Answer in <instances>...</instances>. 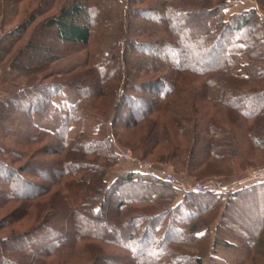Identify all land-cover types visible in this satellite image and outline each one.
Segmentation results:
<instances>
[{
	"label": "trees",
	"instance_id": "1",
	"mask_svg": "<svg viewBox=\"0 0 264 264\" xmlns=\"http://www.w3.org/2000/svg\"><path fill=\"white\" fill-rule=\"evenodd\" d=\"M51 1L48 0L46 5L50 6ZM253 1L255 6L230 13L226 18L225 10L233 4L230 0H100L99 6L93 4L95 0L93 3L91 0H71L69 5L60 7L55 15L42 23L41 30H52L54 41L68 46H89L99 27H110L115 45L122 48L120 56L125 60L122 63L125 68L119 70L122 82H118L116 88L107 87L110 91L115 89L108 114L111 119L107 121L110 133L103 135L101 131H95L87 141H82L81 137L69 139L66 121L93 112L88 106L93 107V103L103 96L102 85L96 81L95 74L91 76L92 86H86L84 82L78 85L48 83L36 87V90L31 87L22 89L0 101L1 111V108H11L16 102L23 103L43 90L56 93L67 87L76 94L64 121L53 133L29 123L30 112L38 115L39 120L47 119L46 115L55 109L53 103L44 98L43 102L32 107L27 105L25 109L28 129L38 130L39 136L33 140H46L48 145L56 143L57 149L51 152L61 155V159L56 161L61 169L54 184L62 186L56 193L61 203L58 219L62 223L53 221L52 213L48 216L44 214V218L39 215L37 223L27 230L0 237V264H48L46 257L50 256L77 258L82 250L79 244L84 241L103 242L123 252L122 258L119 253L116 256L119 264H201L202 257L209 250L214 252L217 246H233L232 242L217 237L228 207L216 219L222 201L215 195L189 193L176 199L178 192L170 183L150 173L139 172L136 167L118 172L111 181L105 180V174L117 163V158L123 159L118 150H135V147L118 138V130L130 126L138 128L140 122L149 124L148 129L145 126L142 130L147 132L138 144L143 146V153L151 154L154 147L166 144L172 135L170 129L163 126L167 116L174 134L178 132L182 142H188L186 147L184 142L176 146L167 157L179 160H176L179 167L174 166L176 176H173L189 181L177 176L182 174L200 181L208 176L204 175L208 168H220L213 161L226 163L231 169L236 158L239 159L237 169L244 172L239 177L248 174L250 163L247 155L264 153V17L260 13L264 15V0ZM135 3L142 7H134ZM123 12L129 13L132 19L127 17L125 25L123 21L120 23ZM101 14L104 16L100 17ZM151 14H155L157 20L149 17ZM211 14L215 15L212 19L209 17ZM138 19L149 23V26L142 25L138 29ZM23 29L14 31L12 41L5 42L9 43L8 47L19 40ZM122 31L124 38L120 41ZM157 34L160 37L152 41ZM43 39L38 30L27 43L29 52L27 49L21 51L23 55L27 54L25 63L15 62L12 69L26 76L39 71L37 67L29 72L28 58L44 55L45 63L56 60L57 48L46 46ZM195 48L201 50V58L204 55L214 61L203 65L193 63L189 53ZM0 50L1 55L8 51L3 49L1 42ZM133 52L144 54L148 62L142 60L137 63L136 57L130 55ZM93 59L90 58L85 66L92 64ZM102 60L105 62V59ZM91 67L96 70L94 63ZM157 73L160 74L156 78L148 79V75ZM109 79L114 80L107 77L105 81ZM180 90L187 94L179 95ZM191 90H196L192 101L190 96L187 97ZM27 93L32 95L27 96ZM136 93H142L143 99L151 94L153 100L144 99L136 103L132 98V94ZM204 104L205 109L202 107ZM0 120H3L1 112ZM223 123H228L227 127ZM135 156L138 161H143L142 157ZM0 170L9 173L0 178L2 203L22 202L37 195L14 191L13 185L20 184L25 188L31 185L19 175L11 182L15 173L11 174L12 171L2 161ZM219 174L218 179L222 178L224 183L236 180V174ZM69 176L79 177L74 185L63 182ZM228 177L231 179L228 180ZM244 186L237 190V195L247 190L264 189V181ZM139 204L148 206L139 207ZM47 206L48 209L43 212L51 211V206ZM23 209L21 204L13 208L4 223H0V229L2 225L21 218ZM207 214L210 217L207 218ZM203 219L206 222H202ZM113 221L121 223L112 226L110 223ZM201 225L202 228H199ZM259 225L261 233L264 232V216ZM212 226L215 227V235L209 242L205 238L209 239ZM257 236L248 241L247 247H251ZM189 245H195L202 252L189 256L179 249ZM96 248L100 250L99 246Z\"/></svg>",
	"mask_w": 264,
	"mask_h": 264
},
{
	"label": "rangeland",
	"instance_id": "2",
	"mask_svg": "<svg viewBox=\"0 0 264 264\" xmlns=\"http://www.w3.org/2000/svg\"><path fill=\"white\" fill-rule=\"evenodd\" d=\"M47 1L48 0H0V42L3 45V49L8 50L4 55H1L0 53V101L5 99L9 95L11 96L13 93H18L22 89H28L31 87L33 88V90H36V87L39 88L40 86L48 83H70V85H78L83 84L82 82H84V85L92 86L93 84L91 82V76L95 74L96 81H98L99 84L102 85L103 96L99 97L98 100L94 103L91 101V104L93 103V107L89 105L88 109L90 111L92 109L93 112L91 111L90 114L84 113L80 116V118L77 119L75 118L73 120H67L66 133L69 139L74 140L81 137L82 141L91 139L95 131H101L103 135L106 133H110V127L108 126L107 121L111 119H109L110 116H108V114L111 109V102L115 98V89L110 91L107 90V87L112 86L116 88L118 86V82H122V80L120 81L119 79V70L121 68V70L125 68V65H122L124 58L120 56V51L122 50V48H117L118 46L115 45V40L112 39L113 34L110 31L111 28L108 26V29L104 28V26L99 27L98 30L97 28L94 29V32L96 30L97 31L96 34L94 33V40H92L93 43H91L89 46H68L66 44L60 45L56 43L52 38V30H41V27L43 25L42 23L47 18L55 15L59 11L60 7L69 5L71 3V0H52L53 2L51 1L52 4L50 6L46 5L48 3ZM230 1L233 2V4L230 6V8H227L225 10L226 18L230 13L241 12L255 6V2L253 0ZM91 2L93 3V0H91ZM93 4L99 6L100 0H95V3ZM133 6L137 8L142 7L138 5V3H135ZM39 12H41V15L39 17H36L33 21L32 17L34 15L36 16ZM260 13L261 16L264 17L263 13ZM103 16L104 14H101L100 17ZM214 16L215 15L211 14L209 17L210 19H212ZM127 17L128 19H131L129 17V13L124 14L123 12L120 18V23L121 21H123L125 25ZM149 17L153 18V20H157L155 14L149 15ZM29 20L30 22L28 23ZM138 21L139 22H137L136 20L138 29H140L142 25L149 24L146 22L144 23L142 19H138ZM113 22H115V20ZM23 27L24 32L22 36L19 38V40L15 41V43L8 47L9 43L7 44L5 42L12 41V39L15 37L12 36L14 34V31H18L19 28L21 30V28ZM124 28L125 27L123 26V29ZM38 30L41 33L42 38H44L43 41L46 46H54L57 48V58L56 60L47 61L45 63L44 55L32 56L27 60V69H29V72H31L33 69L38 67L39 71L33 72L30 75L28 74L26 76L20 75L16 70L12 69V64L15 62L20 63V61L21 63H25L27 54L24 53L23 55L21 51L27 49V53L29 52L28 48L26 47L27 43L31 38H34V34ZM161 30L162 28L160 29V31ZM158 35L159 34L156 35V39L151 40L156 41L158 37H160ZM123 38L124 31H122L121 33L120 41L123 40ZM200 53L201 50L199 48H195V50L190 51L189 56L192 58L193 63H202L203 65L206 62L211 64L214 61L208 56L204 57V55H202L203 58H201ZM130 55L136 57L134 59L137 61V63L142 60L147 63L149 60L142 53L133 52ZM90 58H94L92 64L94 63L96 70L91 67L92 64L85 66L87 64V61H90ZM102 59H105V62H102ZM150 61H152V59ZM98 72L102 74L99 76ZM158 74L160 73L148 75V79L156 78V75ZM84 75H86V77H83ZM107 77L114 78V80L109 79L105 81ZM145 78L147 79V77H141V79ZM200 82L198 84V87L200 86ZM253 85L255 86L256 84L254 83ZM58 91L59 92L56 93L45 90L39 91L35 93L31 97V99L29 98L26 101H23V103L16 102L15 106L11 108H1L0 112L3 120H0V161L5 163V165L12 171L11 174L15 173V175L11 178V182H14V177L16 175H19L24 180H26L28 184L31 185L29 188H25L20 184L13 185V189H15L14 191L27 195H37H35L33 199H24L22 202L17 201L2 203V201L0 200V223L2 224L4 223L3 221H5L7 217H9L13 208L20 204L21 206L24 205L25 208L22 210L23 216L21 218H19L18 220H14V222L8 223V225L6 224V226L2 225L0 229V237H7L9 235L27 230L29 227L37 223V220H39V215L40 218H44V214L48 216L52 213L54 214V216L52 215L53 219H51L53 221L55 220L56 223H62L61 219H58L60 218L58 207L61 208V203L59 197L56 196L57 191L60 190V187L62 186L54 184L56 176L61 169L59 165L56 164V161L61 159V155L51 152V150L57 149L56 143L48 145L46 140L37 142L33 140L37 139V137L39 136L38 130L28 129V122L24 114L27 105L28 107H32L34 104L43 102L44 98L47 99L46 101L54 104L55 109L51 111L49 115L45 114L46 117H48L47 119H45L44 117L41 120L37 118L38 115L35 116L32 112H30L32 116L30 117L29 123L32 125L34 124L38 128L46 130L50 133L55 132V130L58 129L61 123L64 121V116L67 112L68 107L76 100V94L74 90L64 87L62 89H59ZM193 91L194 92H192V90L188 91L189 94L187 95V97L190 96V101L193 100L196 90ZM28 94L32 95V93H27V96ZM141 94L142 93H136V95L132 94L134 96L132 98L135 99L136 103H141L142 101H145L147 99L153 100V96L151 94L146 97L147 99L144 98L145 100L141 98ZM178 94L184 95L187 93L180 90ZM205 105L206 104L202 106L204 109L206 107ZM188 110L191 111V109ZM97 119L100 122H98ZM167 124L168 126L166 127ZM138 125V128H135V126H130L128 128L118 130V138H120L126 144L130 145L132 148L135 147L134 152L131 149L121 148L120 150H118L119 153L120 151H127L132 154V157L135 159V161L137 160L135 158V155H137L139 157H142L143 160L139 162L151 163L155 167H158L159 170L175 175L173 173V171L176 170L174 166L177 165V167H179L177 162L179 160H171L172 158L168 159L167 157L171 155V152L174 151V148H176V146L180 144L183 145L184 142V147H186L188 145V142H182V138L179 137L178 132L174 134V131L171 128L170 120L167 116V119L163 126L164 129L168 128V130L170 129V131L172 132V135H170L169 139L167 140L168 142L166 144H161L154 147L151 154L143 153L141 149L143 148V146L141 147V145L138 144V141L140 138H144L143 135H145L147 131L142 132V130L145 129V126L146 129H148L149 124H143V122H140L138 123ZM223 125L224 127H227L228 123H223ZM240 144L242 145V143ZM242 150L244 154H246L245 147H243ZM251 155H247L248 157H246L250 163V168L247 169L250 170L247 171V173L255 168L264 167V153L253 152V155ZM116 160L117 163L108 168V170L106 171V181H111L119 171L129 170L136 167L135 161H126L121 159L120 157ZM234 162V168L236 169H234L233 167L230 169L226 163L220 164L217 161H213L212 163L218 165L221 168H219L221 171H218L219 169H204V175L208 176L200 179V181H206L208 179L221 180L222 178L218 179V176H220L219 173L226 175L229 173L236 174L234 175L236 176V180L242 179L243 176H239L243 175L244 172L241 173L242 171H239V169H237L239 159L236 158ZM0 174L3 175H0V178L2 179L5 175H9L8 172L4 173L1 172V170ZM177 176L187 178L190 182L197 181L182 174H179ZM74 177L75 178H72L70 176L66 177L64 178L63 182L74 185L75 180L79 178L77 176ZM224 179H227V177ZM229 179L231 178L228 177V180ZM244 187V184H240L237 187L230 189L229 192L215 195V198H219L222 201V204L220 205L221 207L216 213V219H218L222 210H224L226 206L228 207V211L224 216L225 219L223 218L224 220H222V222L220 223L217 237L224 238L232 242L233 246H217L214 252L209 250V253L204 254V256L202 257L201 264H264V232L262 231L261 233L259 225L260 220L264 216V189L258 188L252 191L253 193L251 192V190H247L241 193L242 195H245H237V190L239 191ZM179 194L177 195L176 199H179L183 196H180ZM48 204L51 206V211L43 212L45 209H48ZM35 205H37V207H35ZM142 205L145 206L146 204H139V207H141ZM208 216L210 217L209 214H207L206 217L208 218ZM203 220L202 222H206L205 219ZM118 223L120 225L121 222L113 221L110 224L112 226H117ZM199 228H202V225ZM96 230L97 228H95L94 231ZM214 230L215 227L212 226L210 228V234L208 236L209 239L205 238L206 241L212 242L215 235ZM258 231L260 232L258 234H255V232L257 233ZM255 236H257V238L250 245L251 247H247V245H249L248 241ZM79 245L82 246V250L80 252L81 254L77 258L50 256L46 257V261L48 262V264H119V258H117L118 253L120 258H122L121 256L123 255V252H120L119 250L99 241H84ZM91 245L93 246L92 248ZM94 245L96 247L99 246L100 250H97ZM195 245L182 246L179 249L182 251V253L184 252L189 256H191L192 254L197 255L202 251H200L199 248L196 249ZM94 255L95 259L93 258Z\"/></svg>",
	"mask_w": 264,
	"mask_h": 264
},
{
	"label": "built area",
	"instance_id": "3",
	"mask_svg": "<svg viewBox=\"0 0 264 264\" xmlns=\"http://www.w3.org/2000/svg\"><path fill=\"white\" fill-rule=\"evenodd\" d=\"M120 156L123 159L135 161L132 154L127 151H120ZM136 169L139 172L150 173L156 178L162 181L170 183L172 188H175L178 194L185 195L194 193L202 196L206 195H218L225 192H229L230 189L237 187L240 184H247L250 182H262L264 181V167L255 168L240 180H235L230 183H224L221 180L208 179L206 181H185L182 179H176L171 173L159 170L148 162L135 161Z\"/></svg>",
	"mask_w": 264,
	"mask_h": 264
},
{
	"label": "crops",
	"instance_id": "4",
	"mask_svg": "<svg viewBox=\"0 0 264 264\" xmlns=\"http://www.w3.org/2000/svg\"><path fill=\"white\" fill-rule=\"evenodd\" d=\"M130 170V169H129ZM120 172V171H119Z\"/></svg>",
	"mask_w": 264,
	"mask_h": 264
}]
</instances>
